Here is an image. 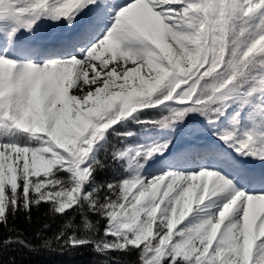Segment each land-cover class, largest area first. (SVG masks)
<instances>
[{
  "label": "snow or ice",
  "instance_id": "1",
  "mask_svg": "<svg viewBox=\"0 0 264 264\" xmlns=\"http://www.w3.org/2000/svg\"><path fill=\"white\" fill-rule=\"evenodd\" d=\"M43 206L61 251L264 264V0H0V226Z\"/></svg>",
  "mask_w": 264,
  "mask_h": 264
},
{
  "label": "trees",
  "instance_id": "2",
  "mask_svg": "<svg viewBox=\"0 0 264 264\" xmlns=\"http://www.w3.org/2000/svg\"><path fill=\"white\" fill-rule=\"evenodd\" d=\"M162 115H167V113L161 114L155 110H149L141 119L157 120ZM129 130L138 133L137 138L128 141L129 144H135L142 139L139 135L141 133L139 126L131 124ZM104 178H106L104 173L98 176V179ZM92 219L95 220V217ZM76 220L79 221L78 216H76ZM61 223L60 219H53L48 216L46 206L39 210L34 208L31 220H28L24 215L15 218L10 217L7 228L0 226V264H110L112 260L117 259L121 261V264H138L136 254L124 256L112 254L105 257L96 253L92 246L71 252L57 249L52 237L58 231ZM8 239L12 241L23 240L25 246L13 242L7 247H3V241ZM44 240L52 241V247H43Z\"/></svg>",
  "mask_w": 264,
  "mask_h": 264
},
{
  "label": "rangeland",
  "instance_id": "3",
  "mask_svg": "<svg viewBox=\"0 0 264 264\" xmlns=\"http://www.w3.org/2000/svg\"><path fill=\"white\" fill-rule=\"evenodd\" d=\"M47 31H51L53 33H59L60 32V29H50V30H47ZM92 87H94V86H88V89L87 90H91Z\"/></svg>",
  "mask_w": 264,
  "mask_h": 264
}]
</instances>
